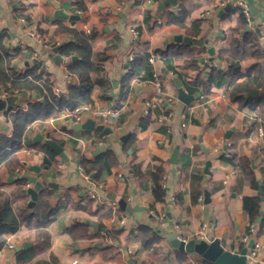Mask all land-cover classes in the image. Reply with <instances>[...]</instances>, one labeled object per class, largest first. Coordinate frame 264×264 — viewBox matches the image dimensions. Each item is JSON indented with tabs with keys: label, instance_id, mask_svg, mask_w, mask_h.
<instances>
[{
	"label": "crops",
	"instance_id": "1",
	"mask_svg": "<svg viewBox=\"0 0 264 264\" xmlns=\"http://www.w3.org/2000/svg\"><path fill=\"white\" fill-rule=\"evenodd\" d=\"M58 1L65 13L77 16L71 20L55 16L53 0H0L3 43L11 53L14 48L22 53L13 58L12 66L22 71L38 64L31 61L34 52L51 80L52 90L57 87L58 94L67 96L69 86L76 83L66 71L72 56H60L58 60L52 46L73 37L56 27L61 24L93 32L90 59L101 69L89 74L93 83L89 104L120 108V115L108 125L111 133L104 134L73 128V110L62 105L63 110L26 128L23 142L13 154L18 165L9 168L8 159L0 164V206L7 202L17 220L14 232L2 233L5 243L0 247V264H16V252L21 250L34 255L26 264H127L129 259L135 264H213L198 254L174 248L167 233L173 231L185 239L216 237L225 249L237 250L250 221L242 197L257 194L262 219L256 238L264 249V43L257 35L262 55L239 60L234 71L227 60L216 57L234 39L242 43V31H232L239 18L234 0H82L84 9L73 8L72 0ZM243 1L252 16L247 30L254 31L253 26H257L264 37V0ZM20 14L25 22L18 19ZM195 21L199 22L197 37L186 31L195 30ZM131 26L139 30L138 37L132 35ZM28 29H34L37 37L29 36ZM178 34L202 40L201 46L188 44L196 57L192 66L182 57L161 55L171 44H186L173 38ZM135 54L153 56V60L144 62L138 74L123 86L128 60ZM210 66L225 73L219 85L203 83ZM174 77L186 93L197 94L188 104L178 99ZM234 84L240 88L233 90ZM19 94L12 108L24 109L28 102L42 98L34 91ZM149 100L156 103L146 113L148 124L141 128L139 119ZM86 118L91 117L85 114L77 123ZM10 132L11 123L2 112L0 133ZM125 133L126 139L135 137L127 150L122 147L126 139L119 140ZM37 134L62 142L64 157L47 147L43 139L33 141ZM101 144L104 149L100 150ZM105 150L114 153L116 162L106 165L99 174L92 173L89 180L83 179L78 169L81 160L105 162ZM225 150L229 156L223 155ZM233 157L236 162L229 160ZM31 166H38L39 173ZM159 168L163 174L157 186L153 174ZM250 170L257 188L251 184ZM118 173H123L124 179ZM27 175L42 182L31 207L27 205L30 196L23 189L32 182L18 181ZM48 181L56 186H48ZM157 188L162 191L158 198L154 193ZM40 190L47 194L45 202ZM88 190H93L100 201L89 198ZM88 199L90 202L84 205ZM119 199L143 209L129 214L119 207ZM111 201L116 202L115 208ZM98 218L102 227L94 231L88 221L97 223ZM79 221L88 223L89 233L98 232L99 236L73 239L69 228ZM203 223L206 226L201 230ZM98 240H102L101 247L93 245ZM263 252L249 264H264Z\"/></svg>",
	"mask_w": 264,
	"mask_h": 264
},
{
	"label": "trees",
	"instance_id": "2",
	"mask_svg": "<svg viewBox=\"0 0 264 264\" xmlns=\"http://www.w3.org/2000/svg\"><path fill=\"white\" fill-rule=\"evenodd\" d=\"M12 3L18 2V0H9ZM71 4L73 8L84 9V4L82 0H72ZM239 12V18L237 25L232 29V31L239 32L242 31V43L238 42L236 39L233 40L232 44L228 48H223L219 50L216 54L217 58L220 60H227L228 67L231 70H235L238 66L239 60L243 58L253 57L258 58L262 55L263 47L260 45L257 34L254 31L243 29L247 26L248 21L246 20L244 14L239 8H236ZM183 14V12H182ZM181 22V21H177ZM192 31L191 28H187V32L194 37L198 36L199 22L195 21L193 23ZM57 31H68L72 35L73 39L60 45L52 46L57 47L56 52L61 57L75 56L74 59H70L69 64L66 67V71L69 75L76 79V83L70 85L68 88L67 96L62 94H56L52 90L51 80L48 78V74L43 71L40 64H33L26 67L22 71H16L12 66V60L15 57H21L22 53L19 49L14 48V52L11 53L9 48L3 43L4 33H0V90L7 93H25L29 91H34L42 95L41 100H32L27 103L26 108H11L4 112L5 118L11 123V132L9 135L0 133V164L8 159L7 166L13 168L18 165V160L14 156L15 150L22 144L23 136L26 128L35 120H42L56 111H61L62 105L67 107L66 110H74L76 107L82 104L91 103L90 91L92 89V81L90 79L91 71H100L101 66L95 64L90 59V39L93 37V32L85 33L82 30H77L75 28L65 27L58 24L56 27ZM161 55L165 58L170 57H182L186 63L189 65H194L196 57L194 56L192 50L187 44H171L166 47L165 50L161 51ZM148 61V58L142 55L135 54L128 60L127 70L122 78L123 86H127L129 80L138 74L140 66ZM151 75V73H150ZM235 76L236 75H232ZM231 76V77H232ZM231 77L229 82H231ZM232 77V79H234ZM225 79V73L214 66H210L207 72L206 80L204 83L210 85L215 83L219 85ZM233 90L240 88L239 84L233 85ZM149 122V117L144 114L139 119V124L141 128L146 127ZM135 137L130 135L123 142V149L127 150L134 143ZM103 155L106 161H95L88 162L81 160V167L84 172L88 173L89 176L92 173L99 174L106 165H111L115 160L114 153L111 150H105ZM232 162L235 161V157L229 159ZM247 163V162H246ZM250 181L254 188L258 187V182L255 179L254 173L250 170ZM163 170L159 168L153 174V179L159 186L162 181ZM20 183H27L25 177H20L18 179ZM156 197H160L162 191L157 188L154 190ZM39 196H42L43 202L47 199V194L43 190L39 191ZM90 202L88 199L84 205ZM260 203L261 199L259 195L253 196H243L242 206L247 212L250 221H255L260 215ZM46 204V203H44ZM99 227H102L101 219H97ZM17 228V220L7 202H4L0 206V247L5 243L2 237L3 232H14ZM89 224L84 221L75 222L69 228V233L73 239H96L99 234L89 233ZM34 255L27 250H21L16 252V264H26L33 259Z\"/></svg>",
	"mask_w": 264,
	"mask_h": 264
},
{
	"label": "water",
	"instance_id": "3",
	"mask_svg": "<svg viewBox=\"0 0 264 264\" xmlns=\"http://www.w3.org/2000/svg\"><path fill=\"white\" fill-rule=\"evenodd\" d=\"M168 1H173L174 0H164L163 2H168ZM230 3H228L229 5ZM53 5L55 7V16H62L65 18H69L70 20L75 18L77 15L76 14H67L65 13L60 7H59V1L58 0H53ZM249 20L252 21V16L249 17ZM249 25L246 26V30L249 29ZM253 30L256 32L257 35L260 36V41L263 44L264 43V37L261 36L259 28L257 26H253ZM174 39L178 41H182L186 44L193 43L196 45L201 46L202 45V40L201 39H192L188 35H175L173 37ZM57 47L53 48V51H56ZM208 51H211V48L208 49ZM58 60H61L60 56L56 57ZM75 57L72 56L71 59H74ZM33 63H39V60L37 58H32L31 60ZM27 64V63H26ZM174 81L177 87V97L180 101H182L185 104H188L197 94L191 95L186 93L184 90L183 86L181 85V82L174 77ZM20 94L19 93H8L6 94L3 98L0 97V114L2 112L10 110L14 104L20 99ZM112 123L111 119H108L106 123H96L95 120L91 118H86L85 121L82 123H76L73 125V128L79 129V128H88V129H95L98 131L103 132L104 134H109L111 133V129L108 127ZM128 136V133H125L119 137V140L123 142L126 137ZM43 139V136L40 134H37L33 137V141H41ZM43 143L54 150L55 152L59 153L62 157H64L63 152H62V142H54L51 139H43ZM98 149H104V145L101 144L99 145ZM31 169L34 171L38 172L39 167L38 166H31ZM128 172L131 173L130 169H128ZM39 173V172H38ZM256 178H259V174L255 171ZM25 178L29 181L32 182V186H28L23 189L24 193L29 194L30 199L27 203L28 206H32L33 203L35 202L37 198V191L40 189L42 182L37 179L36 176L34 175H27ZM48 186L55 187L56 183L52 181H48L47 183ZM258 193L262 194L261 188H258ZM262 198V197H261ZM207 201V193L205 192V199L204 202ZM119 207L124 210L125 212L131 214L133 211H139L142 210L143 207L139 205H134L130 206L124 199H119L118 200ZM262 219V215L260 214L255 222V231L252 234V237L248 240V242L241 246L237 250H229L225 249L218 238L214 237L211 239H203L199 237H194L186 240L179 239L178 236L176 235L175 232L170 231L167 233V239L169 240V243L176 249L180 251H185L189 253H195L200 255L202 258L205 260L213 263V264H249L247 257H246V252L248 248H251L253 246L254 242V237L257 236L258 229H259V223ZM88 223L93 227V230H97V223L93 221H88ZM237 238V237H236ZM238 239V238H237ZM96 247H101L102 246V240L96 241L94 244ZM127 264H135L133 260L129 259L127 261Z\"/></svg>",
	"mask_w": 264,
	"mask_h": 264
},
{
	"label": "built area",
	"instance_id": "4",
	"mask_svg": "<svg viewBox=\"0 0 264 264\" xmlns=\"http://www.w3.org/2000/svg\"><path fill=\"white\" fill-rule=\"evenodd\" d=\"M232 5L236 8H239L241 10V12L244 14L248 23H250V20H249L250 15H249V9H248L247 4L243 0H234V1H232ZM18 19L21 22H25V17L22 14L18 15ZM130 31L134 37L139 36L140 32L136 27L131 26ZM27 34L29 36L37 37V33L34 29H28ZM42 44L44 47L48 46L46 43H42ZM35 55L36 54L33 52L32 56L35 57ZM148 60H150V61L153 60V56H150L148 58ZM156 87H157V90H159V83L158 82H156ZM53 91L56 94L59 93V89L57 87H54ZM6 94H8V93L3 91V90H0V97L1 98H3ZM155 103H156L155 100L146 101L145 106H144V114L148 113L149 109L151 107L155 106ZM120 110H121L120 108H115V107H110V106L92 107V106H90V104H82L73 110V113H72L73 123L79 122L83 118V115H85V114H87V116H89L93 119H97L100 123H106V121L108 119H111V120L116 119L120 115ZM101 139L105 140V136H102ZM225 145L229 146V142H226ZM214 150H218V147H215ZM222 153L224 156H229L228 150H225ZM78 169L81 172L83 179H85V180L90 179L89 174L84 172L81 166H78ZM118 177L120 179H124L125 175L123 173H118ZM27 183H29V182H27ZM26 187H28V186H26ZM86 194L89 198H91L95 201H100L98 198V195L93 190H88L86 192ZM110 204L113 208H115L117 205L115 201H111ZM255 225H256L255 221H249L247 223L246 228L240 237V241L242 243V246L245 245L248 242V240L252 237V234L255 231ZM205 226H206V223H203L201 225V230L204 229ZM199 235L202 236V231H200ZM178 238L182 239V240H186L182 236H178ZM105 239H106V237H105ZM7 246L11 247V244H8ZM263 251H264L263 246L260 244V242L257 240V238L254 237L253 246L251 248H248V250L246 252L247 260L249 261L250 259H254L256 256H258ZM263 254H264V252H263Z\"/></svg>",
	"mask_w": 264,
	"mask_h": 264
}]
</instances>
